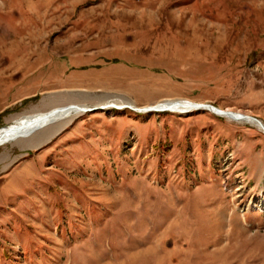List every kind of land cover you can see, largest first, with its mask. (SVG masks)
Masks as SVG:
<instances>
[{"label":"rangeland","instance_id":"obj_1","mask_svg":"<svg viewBox=\"0 0 264 264\" xmlns=\"http://www.w3.org/2000/svg\"><path fill=\"white\" fill-rule=\"evenodd\" d=\"M169 100L264 124V0H0V128L98 107L0 143V264H264V131Z\"/></svg>","mask_w":264,"mask_h":264},{"label":"bare ground","instance_id":"obj_2","mask_svg":"<svg viewBox=\"0 0 264 264\" xmlns=\"http://www.w3.org/2000/svg\"><path fill=\"white\" fill-rule=\"evenodd\" d=\"M180 102L182 106H172L171 110L167 111H175L179 113H185L188 110H208L211 111L212 113L220 116H227L231 119H234L231 115H222L219 113H216L215 110L208 108V107H199L200 105H206L204 103H195V102H190V101H179V100H169L166 101L162 105H156L155 107H165L168 105L173 104L174 102ZM111 105L105 106L109 107ZM114 106V105H112ZM198 106V107H197ZM82 108L81 106H61L57 107L54 110L50 111L49 113H39L36 115H27L21 117L17 122H14L13 124H10L6 127L0 128V143L12 141V140H20L24 135L31 133L32 131H36L41 129L40 132L44 134V137H47L50 132L54 131L56 132L63 126L69 124L75 117L78 115L83 114V111L80 110L79 108ZM113 108H116L114 106ZM237 115H240L242 113L236 112ZM236 121H242L249 123L251 125H255L251 119H235ZM260 128V127H259ZM261 129V128H260ZM262 130V129H261ZM36 135V133L34 134ZM31 136V135H29Z\"/></svg>","mask_w":264,"mask_h":264},{"label":"water","instance_id":"obj_3","mask_svg":"<svg viewBox=\"0 0 264 264\" xmlns=\"http://www.w3.org/2000/svg\"><path fill=\"white\" fill-rule=\"evenodd\" d=\"M172 106H182V105H181L180 102L177 101V102H174L173 104L165 106V107H150V108H145V109H133V110H135V111H166V110H171ZM199 107L211 108V109L215 110L216 113H219V114H222V115H231L234 119H236V118H238V119H251L254 123H256L264 131V124L257 117H254V116H251V115H248V114L237 115V113L234 112V111L221 110L218 107H215V106L210 105V104L200 105ZM97 108L98 107H82V108H79V109L82 110L83 113H86V112H89V111H94ZM99 108H104V107H99Z\"/></svg>","mask_w":264,"mask_h":264}]
</instances>
